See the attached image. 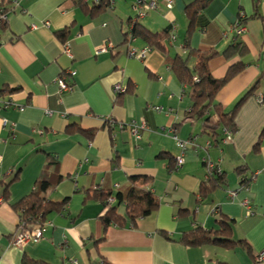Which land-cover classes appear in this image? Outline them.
Masks as SVG:
<instances>
[{"label": "crops", "instance_id": "obj_1", "mask_svg": "<svg viewBox=\"0 0 264 264\" xmlns=\"http://www.w3.org/2000/svg\"><path fill=\"white\" fill-rule=\"evenodd\" d=\"M17 1L7 27H0V97L12 103L0 109V179L9 183L6 199L0 182L1 264H24V256L35 264H264L255 258L264 251V103L257 98L264 93V0H209L193 13L191 24L186 8L200 0H173L171 8L166 0H157L139 23L160 32L173 22L175 37L143 60L127 56L123 37L135 0H115L112 8L92 14L88 9L96 0H84L87 9L73 0ZM239 14L247 19L241 35L247 53L226 57L223 52L233 40ZM189 28L190 48L217 51L208 61L214 77H223L237 61L244 65L217 92L213 104L227 112L255 87L236 111L232 138L220 141L222 125L217 126V146H207L214 140L209 125L217 117L212 111L189 115L190 89L170 68L176 55L186 58L183 42ZM135 45L146 43L137 38ZM195 62L192 58L188 63ZM61 75L72 85L63 94L55 83ZM116 83L126 91L115 95ZM107 117L144 121L147 129L140 139L127 128L115 126L110 132L104 126ZM161 127L173 131L161 132ZM173 134L194 138L178 169L172 166L180 153ZM206 152L225 173V182L202 197ZM50 160L57 163L56 175ZM240 166L242 173L236 170ZM45 169L50 182L45 197L67 202L46 215L51 225L44 239L22 249L11 246L19 222L11 204L35 188ZM242 175L249 184H243ZM132 186L149 191L158 206L131 226L121 204L116 212L123 225L104 228V207L96 193L117 197L120 192L128 201ZM220 217L232 220V237L246 240L253 256L241 248L181 242L197 225L216 229Z\"/></svg>", "mask_w": 264, "mask_h": 264}, {"label": "trees", "instance_id": "obj_2", "mask_svg": "<svg viewBox=\"0 0 264 264\" xmlns=\"http://www.w3.org/2000/svg\"><path fill=\"white\" fill-rule=\"evenodd\" d=\"M208 1L209 0H200L197 1V4H195L193 7L192 5H190L186 8L187 16L189 17L190 21L189 24H191L193 21V13H196L198 9L204 7L206 3H208ZM73 2L75 5L87 9V5L85 4L84 0H73ZM16 4H18L17 0H0V27H7L8 13L14 9V6H17ZM107 5L108 0H96L91 8L88 7V11H90V14H92L94 11H97ZM3 16H5L6 19H3ZM256 16L257 15H255L254 17ZM131 18L132 16L128 19L127 24L131 21ZM246 21V17L239 14L234 23L238 24L237 27H245ZM139 22L140 20H137L134 24L132 30L133 35L144 41L146 43L145 46L150 47L151 50L154 48L163 49V46L166 45L165 41L171 40V34L173 33L171 30L173 28L172 25H175L173 22L171 23V25H168L160 32H152ZM233 31V40L226 47L225 51L223 52V55H225L226 57H230L237 54L242 57V55H245L247 53V46L241 37L243 33L237 34L234 29ZM65 32L66 30L61 31L58 34L60 36H64ZM125 33L126 31L124 30V36ZM189 33L190 28L187 30V35L184 38L183 42V44L185 45V49L188 51H186V58H183L180 55H176L174 57V60L170 64V68L174 72L179 82H181V84H184L185 86H188V88L190 89L192 106L190 108L189 115L193 114L194 116H202L205 112H209L210 114V112L212 111V116L214 115L215 117H217L216 122L210 123L209 131H207L214 139L208 147L214 144H216L217 146L218 141H216L215 139V137L218 136V132L216 131L217 126L222 125V129L226 128L232 133L237 129V125L235 122L236 111L238 110L241 103L250 94L253 93V89L255 87L245 92L234 104L233 108L227 112H224L218 104H213L214 97L217 92L222 88V86L230 78H232L242 70L244 66L243 62L237 61L231 64L223 77H214L209 70L208 61L217 55V51L212 49L207 52H204L196 50L194 48H190L188 39ZM136 41L134 42V45L136 44ZM192 58L196 59V62L189 64L188 62ZM257 98L260 102L264 103V93L257 95ZM208 118H210V116H208ZM104 126L110 132L113 130V128L109 126L108 122H104ZM86 133L90 137H92L94 132L86 131ZM220 141H222V139ZM49 164H52V166L55 168L53 174L56 175L57 163H55L54 160H50ZM172 166L175 167L174 162ZM236 170L239 173H242L244 172L245 168L240 166L237 167ZM15 178H17V174L13 176V180ZM48 178L49 177L47 176V170L45 169L39 179L36 181L35 188H33V190L28 195H25L19 201L11 204L12 207L18 212L19 218H22L26 223H33L37 221L45 222L46 215L51 210H53L54 208H62V206L67 202L66 198L63 199L61 202H53L45 197L44 194L50 186ZM135 178V176L131 177V181L135 182ZM0 182L4 184L3 197L8 199L9 183L3 182L2 178L0 179ZM224 182L225 173L222 170L217 171L215 169L210 173L208 177H205L204 181L201 182L199 186V193L202 197H207L217 186H221ZM242 182L243 184L247 185L250 181L249 178L246 179L244 175H242ZM95 196L97 199H100V201L103 203L104 210L103 215L101 217V221L104 228H107L112 223L117 226L123 225V218L116 212L117 207L122 203L125 205V212L127 218L130 221L131 226L135 225L136 219L147 216L158 206V202L152 195H150L149 191H145L141 188H137L134 186L130 187L129 196L131 197L128 199V201H123V196L120 192L116 195L117 197L107 192H97ZM108 197H114L113 203L107 202ZM116 200L118 204L114 205V202ZM232 224V220L220 217L218 221V227L216 229H204L200 225H197L189 232L184 233L181 236L180 240L186 245L201 246L211 244L224 249L241 248L244 249L249 256H253L252 249L246 240L235 239L232 237ZM256 257L257 255L255 256V258ZM23 263L35 264L36 262L33 259L24 256ZM215 264L230 263L218 261Z\"/></svg>", "mask_w": 264, "mask_h": 264}, {"label": "built area", "instance_id": "obj_3", "mask_svg": "<svg viewBox=\"0 0 264 264\" xmlns=\"http://www.w3.org/2000/svg\"><path fill=\"white\" fill-rule=\"evenodd\" d=\"M114 2L115 0H108V6L110 8H112L114 6ZM156 3L157 0H135L134 3V15L131 18V21L126 25V33H125V43L129 46V49L127 51V56L129 58H135L138 60H143L147 53L151 50L150 47L147 46H143V47H137L136 45H134V42L136 41L137 37L135 35H133V27L134 24L137 20L142 19L146 13L148 11H150L151 9H154L156 7ZM172 3L173 0H166V6L168 8L172 7ZM3 19H6L5 16H3ZM238 24L235 23L233 29L235 30V32L237 34H242L244 32L245 27L240 26L237 27ZM32 27H34V25L32 24ZM172 30H175V25H172ZM236 28V29H235ZM174 34H171V39H174ZM105 49L104 47H102L99 50H103ZM64 52L67 53L68 52V47L65 46L64 47ZM70 76H74L75 75V71H69ZM55 83L58 86V93L59 94H63L67 91H69L72 87L71 83L66 81V77L64 75L59 76L58 78L55 79ZM126 91V87L121 86L120 84L116 83L113 86V93L119 94L122 92ZM12 103L9 100H3L0 97V109L1 108H7L9 106H11ZM17 108L19 110H23V106L18 105ZM149 108L155 110V111H161L162 107L161 106H152L149 105ZM105 122H108L109 126L111 128L114 129L115 126H117L118 128H127L130 130V132L134 135V137L136 139H140L141 137V132L142 130L147 129V125L144 121H142V123L137 124L134 120H131L129 122H119V121H115L113 118H109L107 117L106 119H104ZM7 122L5 120H3V124L5 125ZM11 131L14 130V127L12 126ZM161 132H172L173 129L172 127H170L169 129L165 128V127H161ZM222 142L228 141L232 138V132L226 128L222 129ZM173 138L175 139L176 145L180 151L179 155H177L175 157V169H178L182 166L183 164V153L184 151L188 148V146L194 145L193 142V137H189L188 139H180L177 137V135L173 134ZM210 145V142L207 141V146ZM202 161L204 163L205 166V170H206V176L208 177L210 175V173L212 171H214L215 169L217 171L221 170L220 167L218 166V164H216V162H214L213 160L210 159L209 155L207 153L204 154V156L202 157ZM235 192H229V196L231 198H233L235 196ZM2 201V199L0 198V202ZM114 201V197H108L107 202L108 203H113ZM244 204L247 205V202L244 201ZM123 204V203H122ZM124 205V204H123ZM248 207V205H247ZM252 212L250 210L247 211V214H251ZM51 223L50 222H33V223H26L22 218H19V222L17 225L16 230L13 232L12 237H11V241H10V245L17 247V248H23L24 246L28 245V244H36L39 241H41L42 239H44V233L47 229L48 226H50ZM256 259L258 261H261L264 259V251H262L261 253H259L256 257ZM0 264H1V257H0Z\"/></svg>", "mask_w": 264, "mask_h": 264}, {"label": "rangeland", "instance_id": "obj_4", "mask_svg": "<svg viewBox=\"0 0 264 264\" xmlns=\"http://www.w3.org/2000/svg\"><path fill=\"white\" fill-rule=\"evenodd\" d=\"M133 14H134V12H133ZM258 42H259V39H258Z\"/></svg>", "mask_w": 264, "mask_h": 264}]
</instances>
